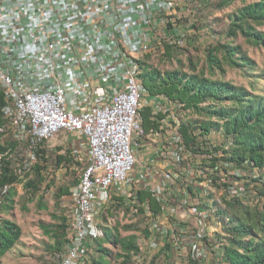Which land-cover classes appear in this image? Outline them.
<instances>
[{"label": "built area", "instance_id": "built-area-1", "mask_svg": "<svg viewBox=\"0 0 264 264\" xmlns=\"http://www.w3.org/2000/svg\"><path fill=\"white\" fill-rule=\"evenodd\" d=\"M177 19L174 0H0V203L38 163L46 189L77 170L60 195L59 264L88 262L98 219L117 204L136 218L135 264H230L228 202L264 203V172L234 159L230 137L142 83L138 59L184 37ZM147 106L159 117L146 130ZM4 168L18 178L2 184Z\"/></svg>", "mask_w": 264, "mask_h": 264}, {"label": "trees", "instance_id": "trees-1", "mask_svg": "<svg viewBox=\"0 0 264 264\" xmlns=\"http://www.w3.org/2000/svg\"><path fill=\"white\" fill-rule=\"evenodd\" d=\"M240 1L243 4L230 14L227 36L231 38L239 31L248 42L255 46L264 47V0H218L217 7L223 8ZM176 43L163 40L162 50H157L166 56L178 50ZM152 52H147L138 59L139 76L143 85L151 94L164 93L170 99L181 103L184 110H191L206 117H194L195 122L205 131L211 128L220 131L225 137L232 140V154L239 163L244 160L252 162L264 172V94L253 93L243 85L230 80L213 78L206 75L203 68L197 70L190 61V69L182 68L166 70L156 69L148 63ZM221 53V57L218 56ZM205 62L210 73L216 68H223L225 62L233 67L249 66L250 59L238 44L231 41L210 43L205 47ZM3 94L0 91V124L3 122L2 105ZM143 125L147 130L154 123L150 108L147 106L141 111ZM189 120L192 117H187ZM4 147L0 145V151ZM41 160H46L43 150H40ZM67 159V156H57V160ZM41 164L34 166V175L25 183L26 192L34 194L43 180ZM18 176L10 173L8 168L3 169L1 183H12ZM76 182V180L74 181ZM53 182L47 183L49 188ZM68 192V185H59L54 193L55 198ZM15 188L10 186L4 193L0 203V212L13 208ZM144 193H139V196ZM30 198V197H29ZM30 200V199H29ZM41 198L39 201L41 202ZM119 204H117L118 206ZM41 207L46 204L41 202ZM116 206V205H115ZM110 212V211H109ZM226 214L229 215L230 226L227 227L226 255L230 264H264V203L261 206L253 203H243L240 200L229 201ZM59 220L45 229L46 233L54 238V243L48 245L52 252H59L68 239L67 219L64 214H54ZM105 218V217H103ZM125 228L134 227V232L121 235L117 228H102V235L94 237L89 249V258L86 264H111L107 256L111 249L104 246L110 243L119 247L118 257L127 262L133 252L137 250V226L128 224ZM21 234L20 227L9 218L0 217V258L11 249ZM95 253L97 255L95 256Z\"/></svg>", "mask_w": 264, "mask_h": 264}, {"label": "rangeland", "instance_id": "rangeland-1", "mask_svg": "<svg viewBox=\"0 0 264 264\" xmlns=\"http://www.w3.org/2000/svg\"><path fill=\"white\" fill-rule=\"evenodd\" d=\"M174 1L175 12L178 15L176 26L184 37L176 42L179 45L177 51L169 56L156 51L147 58L148 63L162 72L179 67L188 71L190 61H192L197 70L203 68L205 74L210 77L230 80L235 84L245 86L253 93L264 94V47L251 44L239 31L233 38L227 36L230 14L243 3L235 1L226 7L219 8L217 7L218 0ZM258 28L264 30L262 25ZM225 41L240 45L249 57L250 65L233 67L223 62V68H216L210 73L205 62V47L210 43ZM218 56L221 57V53H218ZM176 114L178 117H206L191 110H184L182 107L176 111ZM66 139V133L59 131L49 139L48 145L55 147L56 150L58 149L56 146L64 143ZM76 172L75 169H68L62 176L64 177L63 185L77 180ZM14 188L13 208L1 211L0 217L9 218L15 222L20 227L21 234L14 246L1 256L0 264H59L57 255L60 251L52 252L48 247L54 243V238L45 231L46 228L51 227L50 225L59 221L54 214L64 212L60 205V196L58 198L54 196L57 188L55 186L51 189L39 187L34 194L26 192L24 187ZM40 198L41 202L46 204L45 208L40 206ZM128 224L136 227V218L130 215L121 204L111 206L98 219L99 230L103 227L110 229L116 227L123 236L134 232V227H124ZM104 246L111 249V254L107 256L111 264H135L131 259L123 262V259L116 255L120 253L119 247H114L110 243H104Z\"/></svg>", "mask_w": 264, "mask_h": 264}]
</instances>
